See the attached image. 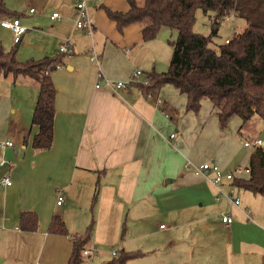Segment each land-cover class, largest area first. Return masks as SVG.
<instances>
[{"label": "crops", "instance_id": "1", "mask_svg": "<svg viewBox=\"0 0 264 264\" xmlns=\"http://www.w3.org/2000/svg\"><path fill=\"white\" fill-rule=\"evenodd\" d=\"M62 2L63 10L67 4L73 9L63 12L71 15L74 25L55 37L70 38L73 45L64 57V65L51 74L57 96L54 141L49 149L32 144L38 131L32 125L38 83L29 76L0 75V140L14 142V146L0 148V160H4L0 181L6 176L12 180L11 185L0 183V254H7L0 264H66L73 247L71 234H81L91 222L85 210L92 205L97 181L95 202L99 203L100 214L96 222L115 248L120 246L117 236L125 208L131 205L127 211L131 215L129 224L137 227L141 236L150 230L152 220L158 221L163 215L187 217L189 223L198 224L195 230L205 228L211 232L213 217L205 207L214 202L217 186L186 165L216 160V153L189 143L190 128L183 114L193 115L199 136L217 131L213 103L203 100L200 111L195 113L186 110V95L172 84L150 95L134 83L121 89L104 85L105 79L128 80L137 68L145 72L157 70V37L144 40L138 23L122 32L117 29L104 6L126 11L127 0H102L99 6L98 0H87L94 24L91 32L76 26L79 12L72 0ZM53 48L52 55L59 53V46ZM96 55L98 60L94 59ZM98 81L100 87L96 86ZM242 123L238 117L234 127L239 133L225 137L223 147L230 154L239 152L245 139L256 138L240 130ZM59 191L64 195L61 204L57 203ZM230 193L235 195L234 190ZM238 205L241 212L234 213L238 212L239 220L231 224L224 222L225 212H221L220 226L225 235L215 239L216 252L223 248L236 255L241 253L238 250L252 246L250 252L257 249L264 258V229L255 220L259 215L251 201L242 205L240 200ZM71 209L77 212L73 227ZM25 210L38 213L37 230L20 229V215ZM55 214L65 221L70 235L49 231ZM153 214L158 215L152 217ZM246 233L251 240H245ZM99 244L97 238L91 240L90 259L81 264H108L114 252L118 254V249L99 250ZM122 248L131 250L126 239ZM209 249L213 251L211 246Z\"/></svg>", "mask_w": 264, "mask_h": 264}, {"label": "trees", "instance_id": "2", "mask_svg": "<svg viewBox=\"0 0 264 264\" xmlns=\"http://www.w3.org/2000/svg\"><path fill=\"white\" fill-rule=\"evenodd\" d=\"M129 9H104L116 23L119 31L138 23L144 40H153L163 26L176 29L178 37L170 41L173 50L169 67L165 71L147 72L148 83L134 84L146 95L157 94L166 84L175 86L186 95V110L198 113L203 100H209L217 110L220 127L225 129L233 117H239L243 126L254 116L264 119V0H127ZM212 12L211 33L203 35L193 30L197 9ZM234 14L246 22L244 29L228 42L212 46L213 37L223 19ZM5 0H0V19L17 17ZM5 50L0 45V75L29 76L39 85L37 102L33 111L32 125L38 127L32 144L38 149H49L54 141L57 88L52 72L64 65L68 53H56L42 58L20 60L17 46ZM171 136V135H170ZM247 177L233 178L234 184L264 196V147H255L250 154ZM99 181L93 196L95 203ZM19 227L32 232L39 227V215L25 210L20 215ZM94 219L84 233L71 234L72 252L66 264H81L89 254ZM49 231L70 235L62 217L53 215ZM90 250V249H89ZM140 256V252L122 248L108 264H127Z\"/></svg>", "mask_w": 264, "mask_h": 264}, {"label": "rangeland", "instance_id": "3", "mask_svg": "<svg viewBox=\"0 0 264 264\" xmlns=\"http://www.w3.org/2000/svg\"><path fill=\"white\" fill-rule=\"evenodd\" d=\"M5 2L11 11H15L18 14L17 17H19L22 25L26 27V31L22 35V42L17 46V57L20 60H27L30 58L39 59L46 55H52L54 51L53 47L60 46V44L64 42L63 37L60 36L56 38L55 36L61 35L62 32L72 28L74 25L71 15L64 14L63 12L65 9L67 12L73 11V9L67 4V6H65L66 8L63 10V6L61 7L63 2L61 3V0H5ZM100 2L101 1L97 2L98 6L102 3ZM75 3V0H72V5L75 6ZM30 9H34V12H31ZM53 11L60 14L61 17L59 20L56 21L51 19ZM210 14L212 15L213 13H206L200 8L197 9L193 30L203 35H209L211 33L212 20ZM245 26L246 22L244 19L234 14L227 16L221 21L217 35L213 37L212 46L217 47L218 44L224 43L226 39L235 37ZM177 37L178 32L176 29H172L168 26H163L161 28L155 40V42H159L157 46L158 63H160L157 65V70L165 71L168 69L173 49L170 41L176 40ZM0 45L8 51L16 47L14 32L1 25ZM140 79H143V76H141ZM208 102L210 101L208 100ZM215 114L216 117H218L217 110H215ZM183 115L187 116L185 123L187 128H190L189 135L191 142L189 140V143L197 149L200 148L203 150V148H206L211 152L213 149L216 153V155L213 154L216 160L212 158L208 160L209 162L217 164L224 174H232L234 179L248 176V173L245 171L246 168H248L249 156L253 148L245 146L244 141H242L239 148L240 151L230 154V151L223 147L225 137L239 133L236 127H234L235 120H237L238 117H233L225 129L220 127L218 121L217 131L212 132L211 130L199 136L197 134L198 129H196V125L194 124L195 119L193 115ZM243 132L249 137H256L264 142V119L258 115L254 116L243 126ZM177 149L180 150V148ZM203 155H205V153H203ZM233 178L227 180V182L224 179L220 187H216L217 191L214 202L212 204L208 203L207 207H205V212L207 214L211 212L213 217L211 225L213 228L211 232H207L205 228L199 229L198 231L195 230L198 224L189 223L187 217L176 219L173 218V216L159 215L160 219L158 221L152 220L150 223V230L141 236L139 235L140 230L136 231L138 228L129 224V217H131V215H127V211L131 208V205L125 208L126 213L123 216L122 225L117 236L118 241H120V246H118L119 248H115L113 242L110 243L108 239H106V233L103 231L102 226L97 225L96 221L98 214H100V206L98 202H95L93 206L90 205V207L85 210L87 215L90 216V221L94 219L91 240L97 238L100 241L99 250L103 249L112 252V250L118 249L119 252L122 249V243L126 239L131 250L140 252V256L131 258L128 260L127 264H264V258L260 255L261 251L256 249L254 252H250L252 246L245 247L243 250H238V252L241 253L236 255L233 253L231 254V252L227 253L223 248L219 250L220 252H216L215 245L217 241L215 239L218 238L220 240L225 235L220 226L222 221L221 212H229L233 220H239L237 215L238 212L234 213V211L239 210L237 209L239 205L232 203L227 197V194H230L232 190H234L236 197L239 196L242 205H245L247 201L253 203L252 206L261 219L255 216V220L264 229V196L259 193H254L251 190L238 187L234 184ZM70 212V221L73 227L76 223L77 212L74 209H71ZM156 215L158 214H153L152 217ZM126 216H128V218H126ZM171 222H174V224L171 225ZM90 223L91 222H89L88 225ZM216 235L218 236L216 237ZM243 237L245 240L252 239L250 234L247 233L244 234ZM209 246L212 247L213 251L209 249ZM229 254L230 256H227ZM5 256H7V254H0V259ZM89 259L90 258H87V260ZM29 260L27 262H29Z\"/></svg>", "mask_w": 264, "mask_h": 264}, {"label": "built area", "instance_id": "4", "mask_svg": "<svg viewBox=\"0 0 264 264\" xmlns=\"http://www.w3.org/2000/svg\"><path fill=\"white\" fill-rule=\"evenodd\" d=\"M76 1V6L78 8V19L76 22V26L80 29H83L87 32H91L93 31L94 28V24L92 21V18L89 14V11L87 9V0H75ZM98 1H102V0H98ZM31 11H34V9H31ZM60 14H58L57 12H54L52 14V18L53 19H60ZM0 23L2 26L12 29L15 35V41L19 40V38L22 36V34L26 31V27L24 25H22L20 19L18 17H11V18H3L0 20ZM229 39H226V42H228ZM73 45V41L70 38H66L64 40V42H62L59 46V50L58 52L60 53H68L71 51V47ZM100 57L98 55L94 56L95 60H98ZM100 76H103L102 73L100 72ZM141 76H143V79H140ZM144 82V83H148L149 79L147 77V73L144 72L141 69H137L134 70L130 76V78L126 81L124 80H118V81H114V80H110V79H105L104 81V85H108L111 86L113 88H117V89H121V88H125L127 87L129 84L131 83H135V82ZM97 87L101 86V83L98 81L96 83ZM174 137V134H171V138ZM244 145L247 147H252L253 149L255 147H259L262 146L264 147V142L261 139L255 138V139H245L244 140ZM6 146H14V142L10 139L7 140H0V148H4ZM4 163V160H0V165ZM187 169L192 168V170L196 173V174H200L203 175L204 177H206L213 185L220 187L222 181L227 178V179H232L233 175L228 173V174H224V172L221 170V168L217 165V164H213L209 161H205L202 162L200 164H192V166L189 165V163L186 165ZM247 173H249V169L246 168ZM0 183L2 185H11L12 184V180L6 176L4 177ZM228 199L234 203V204H240V198L236 197L235 195H233L232 193L227 194ZM64 200V195L62 193V191H59L58 193V200L57 203L61 204ZM247 216L250 217V213L247 212ZM223 220L224 222L231 224L233 222V218L230 215L229 212H225L223 214ZM91 250L86 249L85 250V254H90ZM116 252H114L115 254Z\"/></svg>", "mask_w": 264, "mask_h": 264}]
</instances>
